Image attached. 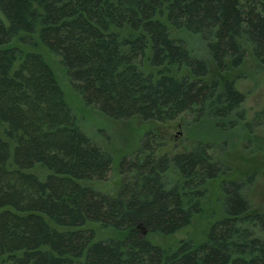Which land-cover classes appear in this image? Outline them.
<instances>
[{"label": "trees", "instance_id": "16d2710c", "mask_svg": "<svg viewBox=\"0 0 264 264\" xmlns=\"http://www.w3.org/2000/svg\"><path fill=\"white\" fill-rule=\"evenodd\" d=\"M172 27L200 33L220 68L242 64L248 45L264 62V0H0V264H264V212L241 180L225 183V214L205 240L170 250L151 239L201 211L205 185L223 171L209 144L160 154L149 130L124 156L117 194L87 184L108 178L113 155L83 130L40 48L113 119L237 113L245 94L233 79H210ZM90 224L123 235L98 237Z\"/></svg>", "mask_w": 264, "mask_h": 264}, {"label": "rangeland", "instance_id": "374dc122", "mask_svg": "<svg viewBox=\"0 0 264 264\" xmlns=\"http://www.w3.org/2000/svg\"><path fill=\"white\" fill-rule=\"evenodd\" d=\"M172 33L176 36H184L193 55L207 61L210 79H218L221 84L226 79L235 81L236 87L245 94V99L237 110L245 113V119H241L237 115L238 112L216 119H210L208 113L199 120H196L197 114L188 113L169 122L144 120L140 116L129 119L110 118L86 105L72 86L65 69L60 64V58L50 53L47 47L40 48V52L60 77L59 81L66 98L83 130L113 155V169L108 178L88 181L87 184L92 187L117 194L123 178L120 172L121 162L124 156L128 158L134 156V153L141 148L149 130H155L160 135V154L186 151L198 142L212 147L213 156L221 163L223 171L205 185L206 192L202 198L201 211L194 215L190 224L175 233L151 235L153 242L170 250L176 249L184 239L195 242L206 239L213 222L225 214L223 189L228 181L246 182L247 186L243 192L250 202L251 209L264 212V113L256 118L258 111L264 112V62L255 56L251 46L248 45L247 55L242 64L220 68L200 33H189L175 27H172ZM33 50L39 51V49ZM144 67L150 69L147 60L144 62ZM4 130L5 126L0 125V135L6 137ZM33 171L43 176L47 174V170L42 167H36ZM174 173L171 177L173 182H177L181 179L180 174L177 171ZM90 226L97 230L98 237L123 235L119 231L102 229L99 224H90Z\"/></svg>", "mask_w": 264, "mask_h": 264}]
</instances>
